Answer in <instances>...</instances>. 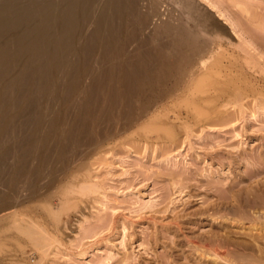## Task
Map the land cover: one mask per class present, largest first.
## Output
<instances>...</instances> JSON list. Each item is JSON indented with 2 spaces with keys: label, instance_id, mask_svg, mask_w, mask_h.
Returning a JSON list of instances; mask_svg holds the SVG:
<instances>
[{
  "label": "rangeland",
  "instance_id": "1",
  "mask_svg": "<svg viewBox=\"0 0 264 264\" xmlns=\"http://www.w3.org/2000/svg\"><path fill=\"white\" fill-rule=\"evenodd\" d=\"M155 1L208 46L189 88L102 121L71 167L4 211L0 264L264 259V0H187L196 14L186 0Z\"/></svg>",
  "mask_w": 264,
  "mask_h": 264
},
{
  "label": "bare ground",
  "instance_id": "2",
  "mask_svg": "<svg viewBox=\"0 0 264 264\" xmlns=\"http://www.w3.org/2000/svg\"><path fill=\"white\" fill-rule=\"evenodd\" d=\"M159 6L155 0H0V232L7 221L2 213L32 202L43 178L71 167L102 121L116 114L130 120L136 99L156 108L189 88L192 60L208 46L182 20H162ZM172 78L168 92L161 91Z\"/></svg>",
  "mask_w": 264,
  "mask_h": 264
}]
</instances>
